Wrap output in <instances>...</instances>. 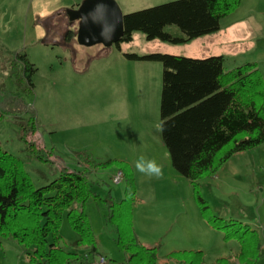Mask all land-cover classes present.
I'll return each instance as SVG.
<instances>
[{
    "label": "rangeland",
    "instance_id": "374dc122",
    "mask_svg": "<svg viewBox=\"0 0 264 264\" xmlns=\"http://www.w3.org/2000/svg\"><path fill=\"white\" fill-rule=\"evenodd\" d=\"M81 1L0 0V90L20 96L36 114V129L26 135L27 113L1 116L0 146L23 160L36 186L55 178L61 169L92 168L93 163L111 159L121 162L94 169L89 181L98 197L88 199L84 206L106 264H124L127 256L116 244V228L106 216L111 202L126 197L128 180L122 175L114 184L111 179L128 166L136 197L127 213L130 233L139 243L156 247V264H175L166 255L178 249L203 251L206 264L235 254L238 241L225 239V233L206 222L191 184L171 168L159 130L161 62L128 60L122 53L221 54L227 68L256 62L264 78L260 29L254 28L253 36L259 37L256 44L242 43L239 52L230 50L220 30L234 17L244 15L243 5L250 13V4L244 2L241 12H231L218 31L202 38L173 44L147 40L143 32L134 31L130 41L120 43L119 50L115 45L82 46L76 37L70 42L63 40L66 30L76 33L77 29V21H70L65 11ZM114 1L125 14L172 0ZM257 11L259 25L264 23V7ZM15 53L25 54L33 64L31 91L21 75L22 65L14 60ZM40 150L46 162L34 158L32 152ZM140 155L162 165L163 176L148 177L138 172L134 162ZM199 189L213 214L249 224L264 249V142L235 153L214 176L202 177ZM59 233L64 244L77 237L65 215ZM22 249L11 238L0 239V264H30ZM256 264H264V253Z\"/></svg>",
    "mask_w": 264,
    "mask_h": 264
},
{
    "label": "trees",
    "instance_id": "16d2710c",
    "mask_svg": "<svg viewBox=\"0 0 264 264\" xmlns=\"http://www.w3.org/2000/svg\"><path fill=\"white\" fill-rule=\"evenodd\" d=\"M241 1L172 0L125 13L123 34L114 45L120 50V43L130 41L134 31L143 32L147 40L189 42L218 31L221 19ZM75 36V31L68 29L63 40L70 42ZM122 54L128 60L161 62L159 130L170 164L191 184L206 222L225 233V239L235 238L239 243L235 254L210 264H256L264 253L256 231L247 223L213 214L199 189V180L214 176L235 153L264 142V79L256 63L245 62L227 70L221 54ZM14 60L22 65L21 75L31 91L33 64L25 54L15 53ZM17 112L28 114L25 135L33 133L34 109L20 96L0 90V117ZM32 153L46 162L41 150ZM113 160L93 163L92 168L61 169L55 178L36 186L23 160L0 146V239L15 240L30 264H92L100 253L84 206L98 196L89 180L94 169L121 163ZM118 171L128 180L126 197L108 205L106 220L116 228V244L127 253L124 264H156V247L139 243L130 233L127 213L136 198L131 168ZM63 215L77 234L68 244L61 243L59 233ZM166 257L175 264H206L201 250H171Z\"/></svg>",
    "mask_w": 264,
    "mask_h": 264
},
{
    "label": "water",
    "instance_id": "95a60500",
    "mask_svg": "<svg viewBox=\"0 0 264 264\" xmlns=\"http://www.w3.org/2000/svg\"><path fill=\"white\" fill-rule=\"evenodd\" d=\"M65 12L70 21H77L75 37L82 46L110 47L123 34V13L114 0H82Z\"/></svg>",
    "mask_w": 264,
    "mask_h": 264
},
{
    "label": "crops",
    "instance_id": "0c3cea01",
    "mask_svg": "<svg viewBox=\"0 0 264 264\" xmlns=\"http://www.w3.org/2000/svg\"><path fill=\"white\" fill-rule=\"evenodd\" d=\"M244 2H246L247 4H250V6H249L250 13L247 12V11H245V6L243 5L244 12H242V13L244 15L239 14L238 16L234 17V19H232L231 21H228L227 22V25L223 29H221L222 28L221 27L222 26L221 23H222V20L226 16L224 18H222L221 21H220V27H221L220 30L222 31V37H225V39H223V41H225V44H228V46H230V48H231L230 50H235L236 52H239V50H240L239 48L241 47L242 43H245V44H248V45L253 46V45L256 44V41L258 40L259 37L262 38V39H264V34H263V31H264V23L261 22L258 25L256 23V19H255V17L258 15L257 8L260 9L261 12L263 11L264 0H242L241 3L239 4V6L233 12H237V10L239 12L240 9H241L240 6ZM252 9L254 11H252ZM254 28L256 30L258 28L260 29L259 31H261V34H259L260 35L259 37L253 36L256 33V30H254ZM198 38H202V36L201 37H198ZM263 47H264V45H263ZM247 62H253V61H247ZM254 63H256V62H254ZM238 65H241V64H238ZM238 65H236V66H238ZM236 66H233L231 68H234ZM224 67L227 70L231 69V68H227L226 66H224ZM261 73H262V71H261ZM171 168H173V167L171 166ZM75 239L76 238H74V240ZM145 246H149V245H145ZM97 250L99 251L100 254L105 255L101 251V249L98 247V245H97Z\"/></svg>",
    "mask_w": 264,
    "mask_h": 264
},
{
    "label": "clouds",
    "instance_id": "9594fccd",
    "mask_svg": "<svg viewBox=\"0 0 264 264\" xmlns=\"http://www.w3.org/2000/svg\"><path fill=\"white\" fill-rule=\"evenodd\" d=\"M134 167L138 172L148 177L161 178L164 174L162 165L158 164L154 158L150 159L144 155L137 157Z\"/></svg>",
    "mask_w": 264,
    "mask_h": 264
},
{
    "label": "built area",
    "instance_id": "2783aa9c",
    "mask_svg": "<svg viewBox=\"0 0 264 264\" xmlns=\"http://www.w3.org/2000/svg\"><path fill=\"white\" fill-rule=\"evenodd\" d=\"M122 179V174L121 172H116L113 176H112V182L114 184L120 182ZM106 257L102 254L100 255H96L95 259L93 260L92 264H106Z\"/></svg>",
    "mask_w": 264,
    "mask_h": 264
}]
</instances>
